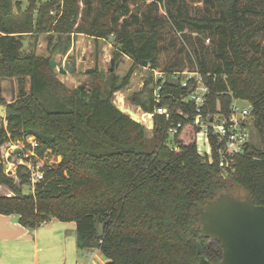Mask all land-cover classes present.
I'll use <instances>...</instances> for the list:
<instances>
[{
  "label": "trees",
  "instance_id": "trees-1",
  "mask_svg": "<svg viewBox=\"0 0 264 264\" xmlns=\"http://www.w3.org/2000/svg\"><path fill=\"white\" fill-rule=\"evenodd\" d=\"M44 32L112 36L132 65L120 84L113 76L82 97L49 73L50 59L23 52L26 34ZM165 52L172 55L163 59ZM145 66L168 76L165 99L141 102L144 112L161 104L176 111L170 122L154 116L153 153L145 148L147 127L113 101ZM194 70L216 77L204 112L221 107L227 114L237 99L252 105L261 144L235 158L232 178L264 205V0H31L26 10L0 0V77L19 84L6 126L0 118V187L13 192L0 193V214H16L28 228L52 218L74 221L79 249H99L105 264H223L222 243L203 232L200 211L235 186L221 175L216 147L213 162L199 154L191 120L168 134L181 119L178 110L195 113L175 99L186 89L171 74ZM27 136L38 140L40 155L51 150L61 157L30 193L22 190L31 184L27 166H18V184L2 153L4 143Z\"/></svg>",
  "mask_w": 264,
  "mask_h": 264
},
{
  "label": "rangeland",
  "instance_id": "rangeland-1",
  "mask_svg": "<svg viewBox=\"0 0 264 264\" xmlns=\"http://www.w3.org/2000/svg\"><path fill=\"white\" fill-rule=\"evenodd\" d=\"M47 0H36L37 4L46 2ZM31 0H14V3H19L22 10L29 7ZM15 11L19 9L15 8ZM23 52L35 53L37 55L46 56L49 59L56 58L57 60L72 59L76 62V71L74 73L68 72L66 75L60 74L58 69H53L49 73L56 79L60 80L67 88L71 90L77 89L81 84H87L88 89L93 91L97 86H104L111 81L115 76L117 82L120 84L124 76L128 73L132 59L124 54L120 47L115 44L112 36L107 39H97L93 36L84 33H73L71 35H60L58 33L44 32L41 34H26L23 37ZM172 55V52L162 53V58L167 59ZM112 59H114V70L111 71ZM89 68H94L93 73H86ZM168 76V74H166ZM153 76V71L143 68H136L129 79V82L124 87H121L113 94V101L117 105L123 107H130L135 111L145 114L141 102L148 104L153 96V83L145 85L147 80ZM12 82L14 90L12 88ZM149 82V81H148ZM153 90H149L150 87ZM26 88H30L27 83ZM19 84L17 78L0 77V98L4 100L3 105L6 108H11L10 105L14 102L13 99L18 95ZM236 102L241 107L248 106L247 100L237 99ZM119 103V104H118ZM1 118V117H0ZM2 124L7 125L6 117L2 118ZM148 120L149 118L146 117ZM145 123V121L143 120ZM147 127V126H146ZM148 129V134L151 136L152 129ZM254 143L260 146V138L258 132L253 130ZM16 146V147H15ZM16 148H22L23 153L16 152ZM2 153L5 158V167L11 171L10 175L14 177L19 184L20 179L17 173L18 166L23 164L24 158L33 153L32 145L27 139H14L7 141L2 146ZM37 157L32 161H37L41 168L57 166L61 161V157L54 154L51 150H47L43 155H40L36 150ZM22 173H27L23 170ZM35 187L32 184L22 186L25 193L33 192ZM0 193L4 195H13V192L6 186L0 187ZM97 250H81L77 260L74 264H98ZM25 257V256H23ZM100 264V263H99Z\"/></svg>",
  "mask_w": 264,
  "mask_h": 264
},
{
  "label": "built area",
  "instance_id": "built-area-1",
  "mask_svg": "<svg viewBox=\"0 0 264 264\" xmlns=\"http://www.w3.org/2000/svg\"><path fill=\"white\" fill-rule=\"evenodd\" d=\"M51 13L54 15L57 14L56 11H51ZM143 69L153 71L152 83L153 86L156 85V87L154 88L152 97L155 102L161 103L165 99L161 93V89L163 84L167 81L166 73L152 69L150 66H145ZM171 78L179 79L182 87L186 89L184 94L175 97V99L184 104L194 105L195 113L191 116L189 112L186 113L182 109L178 110L177 112L181 119L171 122L168 127L169 136L174 137L180 132L185 121L191 120L193 125L197 128L196 143L199 154L204 156L207 161L213 162L216 147L221 175L224 178L232 177L235 171V158L246 154L248 150H250V145L254 144L253 130L257 131V129L251 117L252 105L249 103L248 106L241 107L236 100H234L227 114L220 111L221 107L215 112H204V107L207 105L209 95L211 94L210 81H215L216 77L213 76L211 72L203 74L199 70H194L174 72L171 74ZM159 80H161L160 83ZM174 114H176V111L169 104H161L158 105L153 112L145 113L149 119H145V123L142 121V124L150 129L149 120L154 122L155 115H161L170 122ZM25 139L31 143L33 150V153L27 157H37L35 149L39 146L38 140L34 136H27ZM213 140L215 141L214 143ZM178 147L179 145H173L175 150H177ZM22 163L27 166L30 173L31 184L35 187L37 182L43 180L44 170L37 161L25 160L24 162L22 161ZM6 172L9 174L12 173L7 168Z\"/></svg>",
  "mask_w": 264,
  "mask_h": 264
},
{
  "label": "water",
  "instance_id": "water-1",
  "mask_svg": "<svg viewBox=\"0 0 264 264\" xmlns=\"http://www.w3.org/2000/svg\"><path fill=\"white\" fill-rule=\"evenodd\" d=\"M40 57H45L39 55ZM112 59L111 71L114 70ZM53 69H58L60 74L76 71V62L72 59H50ZM94 68H89L86 73H93ZM82 97H90L92 91L87 84L77 87ZM121 112L128 114L133 119H138L137 112L130 107L117 105ZM12 113L11 108L0 104V117H6ZM150 129L154 128V122L149 120ZM145 148L149 153L155 150V138L148 137L145 140ZM16 152H22V148H16ZM235 186L231 192L221 193L218 197L208 201L200 211L203 232L220 240L223 246V264H264V205L255 203L251 192L232 177L227 178Z\"/></svg>",
  "mask_w": 264,
  "mask_h": 264
},
{
  "label": "crops",
  "instance_id": "crops-1",
  "mask_svg": "<svg viewBox=\"0 0 264 264\" xmlns=\"http://www.w3.org/2000/svg\"><path fill=\"white\" fill-rule=\"evenodd\" d=\"M96 250L99 263H105V256ZM80 251L74 221L52 218L28 228L18 215L0 214V264H74Z\"/></svg>",
  "mask_w": 264,
  "mask_h": 264
},
{
  "label": "bare ground",
  "instance_id": "bare-ground-1",
  "mask_svg": "<svg viewBox=\"0 0 264 264\" xmlns=\"http://www.w3.org/2000/svg\"><path fill=\"white\" fill-rule=\"evenodd\" d=\"M119 104V103H118ZM137 112V114H138V119L139 120H145L146 119V115L145 114H143V113H140V112H138V111H136Z\"/></svg>",
  "mask_w": 264,
  "mask_h": 264
},
{
  "label": "flooded vegetation",
  "instance_id": "flooded-vegetation-1",
  "mask_svg": "<svg viewBox=\"0 0 264 264\" xmlns=\"http://www.w3.org/2000/svg\"><path fill=\"white\" fill-rule=\"evenodd\" d=\"M12 88H13V90H14L13 82H12ZM16 97H17V96H16ZM16 97L13 99V101H15ZM7 116H8V115H7ZM7 116H6V117H7Z\"/></svg>",
  "mask_w": 264,
  "mask_h": 264
}]
</instances>
